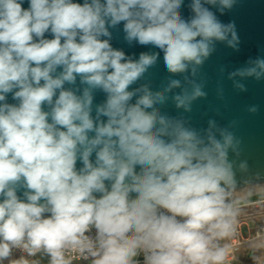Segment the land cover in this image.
I'll return each instance as SVG.
<instances>
[{
    "label": "clouds",
    "instance_id": "obj_1",
    "mask_svg": "<svg viewBox=\"0 0 264 264\" xmlns=\"http://www.w3.org/2000/svg\"><path fill=\"white\" fill-rule=\"evenodd\" d=\"M236 2L189 0L185 18L184 0H0V264L14 250L23 255L11 264H72L68 253L92 264H232L223 242L237 235L236 173L248 170L229 159L239 140L215 121L197 130L163 114L178 79L129 90L159 53L127 57L109 29L123 23L125 40L162 51L169 73L195 75L215 42L237 47L235 24L211 10ZM250 63L231 76L264 77V59ZM97 91L106 99L94 108ZM205 95L192 82L172 99L191 111ZM252 195L264 200V188ZM257 240L253 264H264V230Z\"/></svg>",
    "mask_w": 264,
    "mask_h": 264
},
{
    "label": "water",
    "instance_id": "obj_2",
    "mask_svg": "<svg viewBox=\"0 0 264 264\" xmlns=\"http://www.w3.org/2000/svg\"><path fill=\"white\" fill-rule=\"evenodd\" d=\"M83 3V0H74ZM189 0H184L182 15L187 18L190 12L187 8ZM22 7H29V0H23ZM218 19L227 24H235L239 39L236 48L229 47L226 42H215L214 51L197 66L195 75L191 66L182 74L173 75L168 72L163 60V52L151 45L142 46L136 42L129 44L125 40L123 23L116 28H110V44L114 49L122 50L127 57L138 59L141 53L158 52L157 62L148 68L141 79L130 85L129 90L147 85L153 92L163 91L171 79L181 81V87L166 93L168 99L158 105L160 111L172 118L183 120L186 126L197 130L207 129L209 121H215L218 128H226L239 140V156L231 150L229 159L247 161V172L237 171L238 189L264 184V77L256 79L254 76H231L237 70L251 66L257 58L264 59V0H237L231 10L223 14L211 8ZM45 38H53L45 33ZM107 39V37H102ZM192 82L199 84L206 93L191 104V111L177 108L172 97L186 89L192 90ZM237 84L244 86L243 90ZM76 86L80 87L79 78ZM65 87H70L65 85ZM103 92L94 94L93 107L105 101ZM8 101L14 102L9 94ZM135 97L133 98V103ZM255 108L256 111H251ZM95 115V111H93ZM218 135V134H217ZM77 163V167H80ZM246 180L253 181L245 184ZM22 195V193H18Z\"/></svg>",
    "mask_w": 264,
    "mask_h": 264
},
{
    "label": "built area",
    "instance_id": "obj_3",
    "mask_svg": "<svg viewBox=\"0 0 264 264\" xmlns=\"http://www.w3.org/2000/svg\"><path fill=\"white\" fill-rule=\"evenodd\" d=\"M235 197L241 200V212L238 218V232L233 239L223 242L230 244L233 249L232 264H237L239 262L240 252L244 244L246 243V240L243 237L242 224L249 219H257L258 223L255 226V237H257L258 232L264 230V200H261L259 195H252L250 197H239L235 195ZM90 235H95L94 229L92 230ZM21 255H23V253L20 250H14L12 257L9 260L4 261V263L11 264L12 260L19 259ZM67 255L71 257L72 261H79L81 262V264H92V261L90 259H82L77 253H68ZM137 260L140 262V264H143V255L137 257Z\"/></svg>",
    "mask_w": 264,
    "mask_h": 264
},
{
    "label": "crops",
    "instance_id": "obj_4",
    "mask_svg": "<svg viewBox=\"0 0 264 264\" xmlns=\"http://www.w3.org/2000/svg\"><path fill=\"white\" fill-rule=\"evenodd\" d=\"M258 223L257 219H249L242 224L243 237L246 240L240 255L239 262L237 264H253L252 260V245L258 243L257 237H255V226ZM39 264H48L47 258L37 257ZM9 264V263H4ZM72 264H81L79 261H72Z\"/></svg>",
    "mask_w": 264,
    "mask_h": 264
},
{
    "label": "bare ground",
    "instance_id": "obj_5",
    "mask_svg": "<svg viewBox=\"0 0 264 264\" xmlns=\"http://www.w3.org/2000/svg\"><path fill=\"white\" fill-rule=\"evenodd\" d=\"M261 188H264V184L263 185H258V186H253V187H248V188H243V189H238L235 192V195H237L239 197H246L247 193L249 191H257V190H260Z\"/></svg>",
    "mask_w": 264,
    "mask_h": 264
},
{
    "label": "rangeland",
    "instance_id": "obj_6",
    "mask_svg": "<svg viewBox=\"0 0 264 264\" xmlns=\"http://www.w3.org/2000/svg\"><path fill=\"white\" fill-rule=\"evenodd\" d=\"M255 192H259V190L255 191Z\"/></svg>",
    "mask_w": 264,
    "mask_h": 264
}]
</instances>
